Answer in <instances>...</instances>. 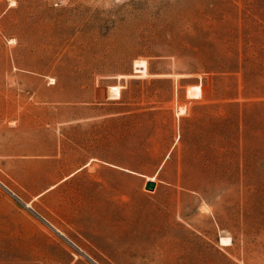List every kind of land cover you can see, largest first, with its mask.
I'll use <instances>...</instances> for the list:
<instances>
[{"label": "rangeland", "instance_id": "obj_1", "mask_svg": "<svg viewBox=\"0 0 264 264\" xmlns=\"http://www.w3.org/2000/svg\"><path fill=\"white\" fill-rule=\"evenodd\" d=\"M0 264H264V0H0Z\"/></svg>", "mask_w": 264, "mask_h": 264}, {"label": "water", "instance_id": "obj_2", "mask_svg": "<svg viewBox=\"0 0 264 264\" xmlns=\"http://www.w3.org/2000/svg\"><path fill=\"white\" fill-rule=\"evenodd\" d=\"M156 186V181L154 179H147L146 188L154 189Z\"/></svg>", "mask_w": 264, "mask_h": 264}, {"label": "bare ground", "instance_id": "obj_3", "mask_svg": "<svg viewBox=\"0 0 264 264\" xmlns=\"http://www.w3.org/2000/svg\"><path fill=\"white\" fill-rule=\"evenodd\" d=\"M229 240L228 238H223L222 241L225 242V244H229Z\"/></svg>", "mask_w": 264, "mask_h": 264}]
</instances>
